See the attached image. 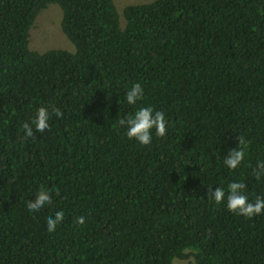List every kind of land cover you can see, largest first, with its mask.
<instances>
[{
    "label": "trees",
    "instance_id": "trees-1",
    "mask_svg": "<svg viewBox=\"0 0 264 264\" xmlns=\"http://www.w3.org/2000/svg\"><path fill=\"white\" fill-rule=\"evenodd\" d=\"M50 3L74 51L30 48ZM123 17L114 0H0V264H264V215L206 196L233 179L264 196L250 175L264 159V0H153ZM137 82L168 121L149 146L117 124ZM41 104L61 118L21 141ZM238 137L248 156L233 172L221 157ZM41 188L53 204L33 214Z\"/></svg>",
    "mask_w": 264,
    "mask_h": 264
},
{
    "label": "clouds",
    "instance_id": "clouds-1",
    "mask_svg": "<svg viewBox=\"0 0 264 264\" xmlns=\"http://www.w3.org/2000/svg\"><path fill=\"white\" fill-rule=\"evenodd\" d=\"M145 92L140 83H133L124 95V102L133 109L125 116L117 120L124 136L129 140H134L142 146H149L153 137H163L168 131V121L166 115L161 110H156L152 105H144L140 102L144 100ZM55 115L61 118L62 113L53 104H41L35 107L34 114L28 121L22 123L21 141L30 138L35 139V133H45L50 131V121ZM248 156V141L243 137H238L235 147H227L226 155L222 158L224 168L235 171L244 165ZM250 175L257 182H264V159H257L255 166L251 167ZM206 196L217 205H224L229 212L238 216L251 219L256 216L264 215V196H256L250 199L248 186L242 179L229 181L226 187L207 185ZM58 194V190H56ZM53 193L45 188L39 189L33 199H28L26 207L29 212L38 214L45 208L51 209ZM65 218L63 210H57L53 215L46 218V230L54 233ZM78 224L84 223V217H78Z\"/></svg>",
    "mask_w": 264,
    "mask_h": 264
},
{
    "label": "rangeland",
    "instance_id": "rangeland-1",
    "mask_svg": "<svg viewBox=\"0 0 264 264\" xmlns=\"http://www.w3.org/2000/svg\"><path fill=\"white\" fill-rule=\"evenodd\" d=\"M118 11L120 13V19L124 21L123 9L130 4H139L151 2L153 0H114ZM62 10L57 3H50L45 9H43L38 17L32 29L30 30V42L29 46L33 50L44 52L53 48H62L69 51H74L75 46L73 42L65 35L61 26ZM174 264H189V259L175 258Z\"/></svg>",
    "mask_w": 264,
    "mask_h": 264
}]
</instances>
